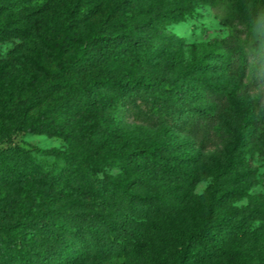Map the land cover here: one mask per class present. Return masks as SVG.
Segmentation results:
<instances>
[{
    "label": "trees",
    "instance_id": "obj_1",
    "mask_svg": "<svg viewBox=\"0 0 264 264\" xmlns=\"http://www.w3.org/2000/svg\"><path fill=\"white\" fill-rule=\"evenodd\" d=\"M136 1L118 0L106 7V22L78 38L73 56L45 73L24 98L9 107L6 123L0 126V188L21 186L19 207L35 188L26 179L37 173L40 161L18 144H1L17 126L51 132L63 127L76 143L91 146L87 150L91 161L94 153L104 157L107 151L104 139H96L99 132L121 138L118 122L143 127L166 123L201 149L210 143L212 127L228 106L236 126L223 171L251 169L244 154L254 146L253 109L242 94L236 70L245 69L251 60V84L264 79V0H181L173 7L152 6L143 16L126 22L120 15ZM200 3H206L221 23L243 25L242 42L237 44L230 34L210 37L199 49L191 44L184 56L181 38L165 32L160 24ZM52 6L48 0H0V40L26 34L38 15ZM128 56L139 61L132 71L103 70L112 58ZM74 78L79 82L74 84ZM64 89L69 94L60 104L65 113L60 126L43 121L26 124L28 110ZM177 145L139 143L124 153L133 167L125 177L105 171L99 176L94 170L81 173L76 165L66 163L52 167L48 184L71 189L91 202L63 209L27 206L25 215L1 221L0 264L113 259L121 264H149L146 240L151 233L177 247L175 264L220 256L227 257L224 264H264V231H248L250 243L241 247L238 237L244 231V217L223 205L226 191L218 196L215 209L194 218L187 228L170 230L161 222L162 215L178 212L187 203L186 194L175 196L173 191L189 190L196 181L175 161ZM247 216L262 219L264 208L256 205Z\"/></svg>",
    "mask_w": 264,
    "mask_h": 264
},
{
    "label": "rangeland",
    "instance_id": "obj_2",
    "mask_svg": "<svg viewBox=\"0 0 264 264\" xmlns=\"http://www.w3.org/2000/svg\"><path fill=\"white\" fill-rule=\"evenodd\" d=\"M48 1L53 3L52 9L39 14L26 34L0 40V126L6 123V116L10 113L8 109L13 102L24 98L45 73L59 68L72 57L78 38L102 26L106 22L104 9L118 0ZM180 2L181 0H137L133 8L120 17L124 16L122 18L128 22L143 16L144 11L152 6L173 7ZM160 26L165 32L174 33L181 38L184 56L191 44L199 49L210 37L230 34L237 44L242 42L243 25L221 23L206 3L194 5L176 19L167 18ZM137 64L139 61L132 56L112 58L103 66V70L132 71ZM251 64L252 61L249 60L245 69L236 70V80L242 87V94L249 98L253 109L254 146L244 154L251 169L236 168L226 173L223 171L236 126L235 116L228 106L212 127L210 143L201 149L186 134L166 123H160L156 127H143L118 122V127L122 129L121 138L115 140L109 132H99L96 139H104L107 151L104 157L98 152L94 153L91 161L87 156V150L91 146L76 143L64 132L63 127L51 132L31 131L29 125L17 126L12 128L1 144H18L29 149L39 159L40 168L32 179H26V184L31 182L35 188H31V196L24 199L23 207H19L20 199L17 197L18 190H22L21 186L16 189L11 186L0 188V222L11 220L13 216L25 215L27 206L38 210L63 209L75 206L78 202L83 207L91 202L71 189L54 188L46 182L50 170L57 164L66 163L67 167L76 165L81 173L94 170L97 176L105 171L125 177L133 170L132 164L124 157L125 152L144 141H167L178 144L174 151L175 161L192 173L196 181L189 190L173 191L175 196L186 194L184 198L187 203L178 212L162 215L161 222L170 230L187 228L194 218L203 216L207 210L215 209L220 202L218 196L226 191L223 205L234 209L237 216L244 217V231L240 232L238 242L241 247L249 244L248 231L254 228L264 231V218L247 216L248 210L256 205L264 208V79L251 84ZM72 82L75 84L79 80L74 78ZM68 90H61L41 105L28 110L26 124L30 121H43L60 126L65 118L60 104L66 100ZM177 254L174 244L160 241L154 233L147 237L146 255L149 264H175L178 261ZM226 260L227 257L220 256L193 264H224ZM82 264L121 263L119 259H113L107 262L87 260Z\"/></svg>",
    "mask_w": 264,
    "mask_h": 264
}]
</instances>
